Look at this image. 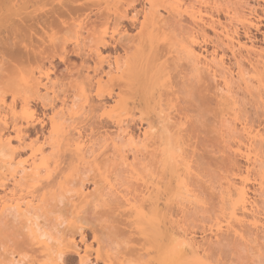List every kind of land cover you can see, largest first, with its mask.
<instances>
[{
  "label": "bare ground",
  "instance_id": "1",
  "mask_svg": "<svg viewBox=\"0 0 264 264\" xmlns=\"http://www.w3.org/2000/svg\"><path fill=\"white\" fill-rule=\"evenodd\" d=\"M1 25L40 71L0 74V264H264V0H0ZM208 117L258 141L221 179L186 154Z\"/></svg>",
  "mask_w": 264,
  "mask_h": 264
},
{
  "label": "rangeland",
  "instance_id": "2",
  "mask_svg": "<svg viewBox=\"0 0 264 264\" xmlns=\"http://www.w3.org/2000/svg\"><path fill=\"white\" fill-rule=\"evenodd\" d=\"M1 24H3V23L1 22ZM5 26H7V25H5ZM2 27L3 26L1 25L0 26V32L3 31V29H4V27H3V29H2ZM102 28H104V25L101 27V29ZM261 29L264 30V26H262ZM256 37H257V39L255 40V43L258 44V45H261L262 43H261V40H260V38H261L260 35L257 34ZM107 51H109V50H107ZM2 60L0 59V61H1V63H0V71H1L0 74H2V73H3V75L10 74L8 79L10 81L12 80L11 82H13V83L16 82V84L19 83L24 78V76H26L28 73L32 72L34 74H37L40 71L39 64L36 63V62H33V61L26 62V63H23L21 65H15V63L12 62L8 58H6L3 61ZM31 104L33 105L34 116H36V117L41 116L42 115V110L39 107V105L37 103H35V102H31ZM247 112H248V114L251 115V117L254 116V110L252 108L251 109H247ZM7 116L9 117V115H7ZM211 119H212L211 117H210V119L208 117L205 121L204 120L198 121V122H196L193 125V129L191 128L192 129L191 131L193 133L190 132L189 136H188L190 139L189 138L186 139V144L188 145V147H187L186 144H185V146L187 148L186 149L187 150L186 154L189 157L190 156H194L196 154L194 157H196V156L199 157V159H201V161L205 165L206 170H204V171H206V173H208V174L210 173V175H212V177L214 175L215 178L219 177L221 179L222 177H224L223 175H226V174H227L226 176L229 175V173H228L229 171L227 170L228 169V164L224 160H226V158L228 156H231L229 153L232 152V151H230V150H232L234 148L237 149L236 146H238L240 151H242V153H244L249 148V144L253 143L254 141L251 139V142H250V140L248 138H246L243 134H241L242 137L240 136V134H236V137L234 136V138L230 137L229 135L231 133V129H230L231 127L228 128L229 130L227 129V127L230 126L229 123L228 124L223 123V124H221L222 125L221 126V125L217 124L216 121L214 122ZM215 123H216V125H215ZM249 124L252 127L253 131L254 130H256L257 132L259 131L258 138L260 137L261 134H262V136L264 135V122H261V121L258 122V121H254L253 120V121H251V123L249 122ZM144 126H145L144 123H139L138 122V124H136L135 127H134L135 128L134 131L137 132V133H141L142 130L145 128ZM36 129L38 131H40L39 126H36ZM221 134L223 136H221ZM32 136H34V135H32ZM243 136H244V138H243ZM191 137H192V139H191ZM247 140L249 142H247ZM255 142H258V141H255ZM253 144H251V148L256 146L260 150L264 149L263 147H261L259 145V142L255 143L254 144L255 146H252ZM192 147H193V150H192ZM228 147H229V149H228ZM188 149H191V150H188ZM194 150L198 153V155H197V153ZM192 153H193V155H192ZM224 156L226 158H224ZM194 157L191 158V159H195ZM237 158H238V161L240 162L239 165H241V166L243 165L242 167H244L245 166V162H244L243 158L241 157L242 158L241 159L239 156ZM252 174H251V177H252L251 180L256 179V177H255L256 174L255 175H254V173H252ZM219 181H221V180H219ZM251 182H254V180L250 181V183ZM249 188L251 189V184H250ZM251 193L252 192L250 190L249 194L251 195ZM191 210L193 211V208ZM192 211L188 214L189 217L187 216V218L185 219L186 221H185V224H184V228L185 229L187 228L186 230L189 232V234L194 235V237L197 240L201 241L202 238H204V235L206 234V231L204 229V227H205L204 225L207 224V222H206V220L204 218L206 215L204 216L205 213L203 212L204 213L203 214V213H201L202 211L200 212V210H197V209H195V211H193V212ZM191 213H193L194 215H191ZM195 213H197V214H195ZM73 261H76V257L75 256H73ZM96 264H101V263L98 262ZM209 264H235V263L234 262L232 263L231 261H229L228 257H226V258L225 257H223V258L221 257V259H220V257H218V258L214 257V259L209 261ZM242 264H257L256 255L252 254L251 256H248L242 262Z\"/></svg>",
  "mask_w": 264,
  "mask_h": 264
}]
</instances>
